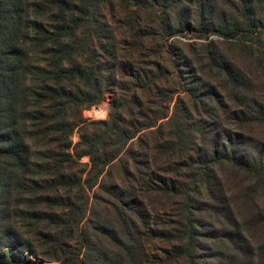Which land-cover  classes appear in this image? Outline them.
Here are the masks:
<instances>
[{
    "label": "trees",
    "instance_id": "1",
    "mask_svg": "<svg viewBox=\"0 0 264 264\" xmlns=\"http://www.w3.org/2000/svg\"><path fill=\"white\" fill-rule=\"evenodd\" d=\"M0 264H264V0H0Z\"/></svg>",
    "mask_w": 264,
    "mask_h": 264
},
{
    "label": "rangeland",
    "instance_id": "2",
    "mask_svg": "<svg viewBox=\"0 0 264 264\" xmlns=\"http://www.w3.org/2000/svg\"><path fill=\"white\" fill-rule=\"evenodd\" d=\"M187 38L189 39L190 37H187ZM181 41L184 44L188 43V42H192V41L187 40V39H181ZM115 100H116L115 92L106 93L103 97L102 103L99 106L92 107L91 109L85 110L83 112V115H82L83 119L85 121H87V123L106 121L108 119L110 106L112 105L113 102H115ZM102 112H105V116H104V114H102ZM72 142H73V144H76L79 142V135H78L77 131H75L73 134ZM81 163L89 165V159L84 158V159H82ZM87 169H88V167H87Z\"/></svg>",
    "mask_w": 264,
    "mask_h": 264
},
{
    "label": "built area",
    "instance_id": "3",
    "mask_svg": "<svg viewBox=\"0 0 264 264\" xmlns=\"http://www.w3.org/2000/svg\"><path fill=\"white\" fill-rule=\"evenodd\" d=\"M102 114H104V116H105V112H102Z\"/></svg>",
    "mask_w": 264,
    "mask_h": 264
}]
</instances>
